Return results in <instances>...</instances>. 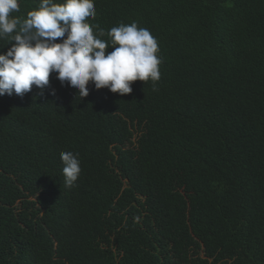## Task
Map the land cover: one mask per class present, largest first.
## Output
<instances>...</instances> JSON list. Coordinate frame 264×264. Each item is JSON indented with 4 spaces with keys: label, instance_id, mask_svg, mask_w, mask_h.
I'll list each match as a JSON object with an SVG mask.
<instances>
[{
    "label": "trees",
    "instance_id": "16d2710c",
    "mask_svg": "<svg viewBox=\"0 0 264 264\" xmlns=\"http://www.w3.org/2000/svg\"><path fill=\"white\" fill-rule=\"evenodd\" d=\"M94 8L109 46L121 23L156 38L158 91L80 99L52 73L43 96H0V264H264V0Z\"/></svg>",
    "mask_w": 264,
    "mask_h": 264
},
{
    "label": "clouds",
    "instance_id": "9594fccd",
    "mask_svg": "<svg viewBox=\"0 0 264 264\" xmlns=\"http://www.w3.org/2000/svg\"><path fill=\"white\" fill-rule=\"evenodd\" d=\"M18 11V0H0V39L11 41L0 54V96L23 97L33 86L43 96L52 73L62 86L76 89L80 99L89 95L90 83L96 90L107 88L124 96L132 93L133 82L151 80L152 90L158 91L155 82L161 78L162 63L158 42L136 22L111 28L109 46L101 39L104 29L86 22L96 15L94 0H40L38 9L23 20L10 16ZM60 159L64 185L71 188L81 173L79 153L64 151Z\"/></svg>",
    "mask_w": 264,
    "mask_h": 264
}]
</instances>
